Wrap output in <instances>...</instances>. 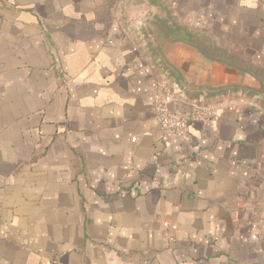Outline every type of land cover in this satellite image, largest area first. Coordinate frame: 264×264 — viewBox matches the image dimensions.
<instances>
[{"label": "crops", "instance_id": "0c3cea01", "mask_svg": "<svg viewBox=\"0 0 264 264\" xmlns=\"http://www.w3.org/2000/svg\"><path fill=\"white\" fill-rule=\"evenodd\" d=\"M262 75L264 0H0V264H264Z\"/></svg>", "mask_w": 264, "mask_h": 264}, {"label": "built area", "instance_id": "2783aa9c", "mask_svg": "<svg viewBox=\"0 0 264 264\" xmlns=\"http://www.w3.org/2000/svg\"><path fill=\"white\" fill-rule=\"evenodd\" d=\"M172 89L167 83L160 82L153 93L151 110L153 117L164 134H185L191 123L212 122L215 109L212 105L196 103L186 111L171 108ZM133 140V139H132Z\"/></svg>", "mask_w": 264, "mask_h": 264}, {"label": "trees", "instance_id": "16d2710c", "mask_svg": "<svg viewBox=\"0 0 264 264\" xmlns=\"http://www.w3.org/2000/svg\"><path fill=\"white\" fill-rule=\"evenodd\" d=\"M198 42H202L204 48L206 47L205 50H207V54H210L209 56H211L212 59L223 61L236 67H241L245 71H249L254 75H258L259 71L262 73L261 69L254 67V65L250 62V59L240 56L234 51L223 49L213 44L210 45L209 43H205L203 40H199Z\"/></svg>", "mask_w": 264, "mask_h": 264}, {"label": "rangeland", "instance_id": "374dc122", "mask_svg": "<svg viewBox=\"0 0 264 264\" xmlns=\"http://www.w3.org/2000/svg\"><path fill=\"white\" fill-rule=\"evenodd\" d=\"M198 44L203 48V44L202 42H198ZM231 44V43H229ZM259 80L261 82V88H260V96L262 97V101H260V106L264 109V75L260 76L259 77ZM262 126L264 128V123H262ZM262 193H264V177H263V180H262Z\"/></svg>", "mask_w": 264, "mask_h": 264}]
</instances>
